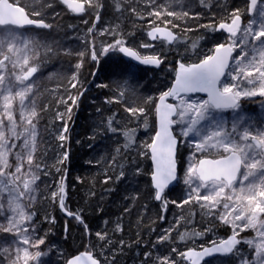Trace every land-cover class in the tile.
Segmentation results:
<instances>
[{"label":"snow or ice","instance_id":"snow-or-ice-1","mask_svg":"<svg viewBox=\"0 0 264 264\" xmlns=\"http://www.w3.org/2000/svg\"><path fill=\"white\" fill-rule=\"evenodd\" d=\"M59 2L73 14H94L95 19L86 33L91 39L82 38L86 47L75 52L65 50L66 55L78 58L76 71L64 78L67 80L65 95L55 96L54 115L41 127L43 114L52 107L41 98L45 92L49 95L58 92L61 85L49 90L36 75L42 63V51L47 56L55 49L38 33L32 34L29 26L53 28L43 18L47 9L54 8L53 0H31L30 11L15 0H0V214L5 215V222L0 223V234L11 237L0 242V264H46L43 258L55 248L54 245L48 247V233L40 235L34 219L36 212L32 207L38 196L50 198L89 233L79 212L67 211L63 177L50 197L44 195L48 185L42 177L50 175L52 168L60 173V166L69 159V154L67 150L56 153L55 162L49 166L48 149L42 146L48 142L46 134L59 142V148H64V142L69 140L68 121L72 118L73 108L79 107V100L87 91L79 79L86 60L99 65L102 58L118 52L142 65L159 68L164 63L163 53L141 55L128 46L127 37L134 33H125L121 28L125 13L138 20L151 17L146 32L150 40H161L174 48L184 45L185 51L190 48L193 55H197L199 42L205 38L190 41L187 33L195 29L187 26L181 29L175 22L198 19L201 15L191 13L184 0H112L116 22L99 30L97 23L106 10L104 0ZM199 3L209 10L212 8V0H199ZM221 7L225 14L218 21L198 27L211 33L220 32L223 42L214 43L207 52L200 54L197 62L177 61L171 87L160 92L158 97L144 96L131 71L122 73L111 84L97 85L113 93L104 103L121 105L125 114L123 118L118 112L102 116L98 125L102 134L123 137V143L106 161L103 183L113 180L109 172L115 175L117 182L146 174L138 158H150L152 169L147 173L151 178L150 197L161 202L164 212L169 203L182 209L173 226L157 237V243H177L172 239L173 231H177L181 243L202 236L204 233L187 228L178 231L182 221L185 225L192 224L197 215L232 229L226 239L212 241L211 246H201L200 250L188 247L180 251L172 247L171 252L179 259L171 255L159 256L157 264H181V261H187V264H264V121L256 123L243 113L241 106L242 100L264 97V0H248L246 12L250 19L246 24L242 20L244 10ZM97 34L113 39L111 42L100 41L97 46ZM140 47L154 45L142 43ZM53 78H58V74L50 73L48 79ZM192 93H205L207 99H191L188 94ZM169 98L178 103L168 102ZM60 105H63V111ZM226 110L232 111L231 119L224 115ZM96 111L102 113L100 108ZM153 113L156 130L151 142L137 143V128L141 125L147 128L149 115ZM56 121L61 122L59 129L54 128ZM182 147L189 149L183 173L186 193L179 201H169L165 190L181 179ZM128 168H131L130 172L126 171ZM90 195L94 196L95 192ZM138 198V192L131 197L133 203ZM130 210L129 207L124 209L126 213ZM164 218L160 216L161 220ZM45 220H49L47 215ZM50 222L54 223L55 218L52 217ZM249 229L255 236L251 239L242 237L241 233ZM210 230L205 229V232ZM114 231H123L119 222ZM95 235L104 247L113 244L108 232H96ZM119 245L122 251L125 242L120 240ZM243 245L248 246L247 253ZM46 247L48 251H45ZM151 255V252H145V261ZM64 264H100V261L92 251L86 250L65 259Z\"/></svg>","mask_w":264,"mask_h":264},{"label":"trees","instance_id":"trees-1","mask_svg":"<svg viewBox=\"0 0 264 264\" xmlns=\"http://www.w3.org/2000/svg\"><path fill=\"white\" fill-rule=\"evenodd\" d=\"M15 2L19 6L25 7L26 11H30L33 6L31 0H15ZM104 2L106 10L102 13L98 30L108 26L110 22H116L115 14L111 8L112 0H104ZM184 2H189L190 7L188 10L191 13L201 14L198 19L179 20L187 27L195 29L190 33H194L197 38L216 36V33L199 28L198 25L218 21L220 16L225 14L221 5H226L228 10L241 8L244 10L243 13L246 12L248 5L247 0H212V6L215 7L209 10L200 5L199 0H184ZM53 4L54 8L47 9L43 17L47 23L53 25V28L34 30L35 34L38 33L55 49L52 54L47 56L42 51L40 70L44 69L48 73L55 72L58 74V78H53L45 82L44 85L49 90L57 89V85H61L58 92H54L53 95L45 92L41 98L42 102H50L52 105L50 110L43 114L44 119L41 121V127L46 125L54 115V109L57 106L55 96L65 95L64 87L67 85V80L64 78L70 77L76 71L75 64L78 58L75 55H66L65 50L75 52L86 47L82 42V38L91 39V37H86V33L87 29L92 26L94 19V14H71L59 0H53ZM177 10H179L178 6ZM149 19L152 18L138 20L135 16L125 13L121 21V28L125 33H134V35L127 37L128 46L133 47L141 55H144L142 53L144 51L140 48V45L149 42L146 35ZM85 20L87 23H84ZM178 30L180 31V29ZM112 39L110 36L96 35L97 46L100 41L111 42ZM154 45L158 49H162L161 52L158 51L157 53H163L166 57L164 63L158 69L137 66L118 52L110 53L109 57L102 58L99 65L86 60L84 67L79 72V79L83 82L87 91L80 98L79 107L73 108L72 118L68 121L69 140L64 142V148H59V142L46 134L48 142L42 147L48 149L46 160L49 166L55 162L56 153L67 150L69 159L60 166L62 168L60 173L52 168L50 175L42 177L44 183L48 185V188L44 190V195L50 197L51 191L56 189L61 177H63L67 192L65 198L67 211L79 212L89 229V233H86L82 224L72 216L68 217L67 212L62 211L59 205L53 203L50 198H40L39 203L33 209L36 212L34 219L39 234L44 235L47 232V244L55 246L53 250L58 260L57 264H64L65 259L86 250L92 251L101 264H109V261H111V264H157L156 258L159 256L171 255L173 258L179 259L175 253L171 252L172 247L184 251L192 246L191 242H178L177 231L171 233L172 239L177 240V243H157V237L162 235L164 230L173 226L176 218L182 214V209L169 203L167 211L164 212L161 210V203L150 197L151 178L147 174L152 169L150 158H138L140 166L146 174L136 177L134 180L124 179L117 182L115 181V175L109 172V175H113V180L107 184L103 183L106 161L113 154L114 149L123 143V137L112 133L102 134L98 130V125L102 116L118 112L120 117L123 118L125 114L121 105H107L104 103L105 99L112 96L113 93L108 88H99L97 85L111 84L122 73L131 71L135 73L140 91L144 96L158 97L160 92L167 90L172 85L174 75L171 79L166 77L164 72L168 66L170 68L176 66L177 55L174 53L173 48L165 47V44ZM193 58H191L193 60L191 62L198 61V59ZM92 73H95V76ZM72 91L75 92L76 90L73 89ZM59 107L63 111V105ZM97 108H100L102 113H98ZM249 113L250 116L255 117L254 109H249ZM131 126L135 127L136 125ZM60 127L61 122L56 121L54 128L59 129ZM155 130V116L153 113L149 115V126L147 128L142 125L137 128V143L151 142ZM88 161L93 163L89 164ZM97 161L99 163H96ZM126 171L130 172L131 168L126 169ZM41 188L44 189V184L41 185ZM106 189H111V191H105ZM92 192H95L94 196L90 195ZM137 192L139 198L133 203L131 197ZM165 195L169 201H179L185 196V193L183 188L178 185ZM126 196L129 199H125ZM125 207H129L131 210L126 213L124 211ZM187 207L185 206V208ZM46 215L49 220H45ZM161 215L165 217L163 220L160 219ZM52 217L55 218L54 223L50 222ZM105 221H108V223L105 224ZM117 222L122 225V232L114 231ZM204 222L206 220L197 215L192 224L185 225L182 221L178 231L183 232L187 228L203 232V229H208V225L205 226ZM213 225L216 226L222 239H226L232 234L229 227H223L222 224L217 222ZM105 231L108 232L113 241V244L107 247H104L103 242L99 241L95 235L96 232ZM249 235L241 236L250 237ZM120 240L125 242L122 251L119 245ZM137 241L139 242L137 243ZM201 246H205V244H195L192 247L201 248ZM145 252L152 253L147 261L144 259ZM113 255H115L114 260ZM181 264H187V262L181 261Z\"/></svg>","mask_w":264,"mask_h":264},{"label":"rangeland","instance_id":"rangeland-1","mask_svg":"<svg viewBox=\"0 0 264 264\" xmlns=\"http://www.w3.org/2000/svg\"><path fill=\"white\" fill-rule=\"evenodd\" d=\"M214 7L215 6H212L211 9H213ZM249 19H250V17H249ZM29 31L32 34H35L34 30H29ZM187 37L189 38L190 41L198 39L194 33H188ZM219 40L221 42H223V37H220ZM144 43H146V42H144ZM147 43H149V42H147ZM213 44H214L213 41L209 40L207 37L202 39V40H200L199 48L196 50L197 51V55H196L195 59H199L200 58V54L207 52V50ZM164 46L166 47L168 45H164ZM168 47H170V46H168ZM140 48L144 51V52H142V53H144V55H148V54H151V53L155 54L158 51L159 52L162 51V49H158L156 45H154V47H151V48H142V47H140ZM171 48H173L174 53L178 56V58H179L178 61H183L184 62L187 59H189L190 56L193 55V53H192L190 48L187 51H185V46L184 45H181L178 48H174V47H171ZM167 70L171 71L169 66L167 67V69L165 71H167ZM49 74L50 73H48L46 70L43 69V70H39L36 75L41 78L43 83H45V82L49 81V79H48ZM173 75H175V72H174ZM189 97L191 99H194V100L195 99H201V100L202 99H207V98H205L203 96H189ZM257 100H258V102H257ZM248 103H256V104H254V107H253L254 108V112H255V117L250 116V113H249V106L250 105H247ZM241 106H242L243 113L246 114L247 116L251 117L253 119V121H255L256 123H260L261 121H264V97H255V98L242 100L241 101ZM224 115L227 118L231 119L232 111L231 110H226L224 112ZM176 131L178 132L179 129H177ZM188 155H189V149L182 147L181 148V164H180V167H181L180 177H181V179L177 183V186L179 185L181 188H183L184 193H186V185H184V183H183V173H184V169L187 167ZM40 198L41 197L38 196L36 202L33 204L32 210L39 203ZM68 217H69V215H68ZM204 219L206 220V222H204V225L205 226L208 225L207 228L211 229V230L205 232V229H203L202 233H204V234L202 236L195 237L193 241H189V242H191L192 246H194L195 244H205V247H208V246H211V243H209V242H212V241L219 242V240L222 239L219 236V232L217 231L216 226L213 225V223H215V222L209 220L208 218H204ZM3 222H5V215L4 214H0V223H3ZM216 222L219 223L218 221H216ZM209 224H211V225H209ZM222 226L223 227H229V226H225L223 224H222ZM231 231H232V229H231ZM245 234H250L249 235L250 237H247V236L244 237L246 239H251V238H253L255 236V232L253 230H251V229L241 233V235H245ZM5 239L10 240L11 237L8 236V234H6V233L5 234H0V242L4 241ZM47 245H48V247H51L49 244H47ZM42 247H44V246H42ZM242 247L244 248V251L247 253L248 252V246L247 245H243ZM194 248H196V247H194ZM197 250H200V248H198ZM45 251H48L47 247L45 248ZM43 259L46 261V264H57L58 263V260L56 259V253H55V251L53 249H52L51 252H49V255L45 256Z\"/></svg>","mask_w":264,"mask_h":264},{"label":"bare ground","instance_id":"bare-ground-1","mask_svg":"<svg viewBox=\"0 0 264 264\" xmlns=\"http://www.w3.org/2000/svg\"><path fill=\"white\" fill-rule=\"evenodd\" d=\"M248 1V0H247ZM185 3V6H186V8L188 9L189 7H190V4H189V2H184ZM62 4V3H61ZM63 5V4H62ZM63 7H65L66 8V6L65 5H63ZM67 9V8H66ZM68 10V9H67ZM70 12V11H69ZM71 13V12H70ZM71 14H73V13H71ZM94 19H95V17H94ZM94 19H93V21H94ZM242 20L244 21V23L246 24L247 23V21L249 20V15L247 14V12H245V13H243V15H242ZM176 23H178V24H180L181 25V28H183V27H185L186 25L182 22V21H175ZM99 23H100V21L97 23V30H98V25H99ZM38 30H49V29H38ZM174 31H179L178 29H174ZM190 33V32H189ZM183 34V33H182ZM188 34V33H187ZM98 35V34H97ZM98 36H100V35H98ZM177 67V64H176V66H172L170 69H171V71H169V70H167V71H165L164 73L166 74V77H168V78H171L172 79V77H173V74H174V70H175V68ZM146 68V67H145ZM174 77H175V75H174ZM165 80V79H164ZM173 81H174V79H173ZM173 83V82H172ZM257 102H258V100H257ZM254 104H256V103H248L247 105H250L249 106V109H254L253 107H254ZM187 262V261H186ZM203 264V263H202Z\"/></svg>","mask_w":264,"mask_h":264},{"label":"water","instance_id":"water-1","mask_svg":"<svg viewBox=\"0 0 264 264\" xmlns=\"http://www.w3.org/2000/svg\"><path fill=\"white\" fill-rule=\"evenodd\" d=\"M38 29H40V28H36L35 26H29V30H38ZM149 41H150V42H155V41H157V40L152 41V40L149 39ZM121 54H122V53H121ZM122 55H123L126 59L130 60V61H131L133 64H135V65H138V66H145V67H150V68H157V67L152 66V65H142V64H139L138 61H135V60L131 59L130 57H126L124 54H122ZM188 95H189V96H203V97L207 98V95H206L205 93H192V94H188ZM168 102H170V103H178V101H173L171 98H169V101H168ZM151 163H152V161H151ZM179 174H180V173H179ZM177 183H178V182H174L172 185H170L169 188L165 190V194H166L168 191H170V190H172L173 188H175L176 185H177ZM158 202H159V201H158ZM159 203H161V202H159ZM205 259H209V258H205ZM202 263H203V262H202ZM100 264H101V262H100Z\"/></svg>","mask_w":264,"mask_h":264},{"label":"flooded vegetation","instance_id":"flooded-vegetation-1","mask_svg":"<svg viewBox=\"0 0 264 264\" xmlns=\"http://www.w3.org/2000/svg\"><path fill=\"white\" fill-rule=\"evenodd\" d=\"M220 37H223V35L220 33V32H216V36H209V37H207L209 40H212L213 41V43H216V42H221L219 39H220ZM150 42V41H149ZM151 44H159V43H162V44H165L164 42H162L161 40H157V41H155V42H150ZM166 45V44H165ZM194 57V58H193ZM195 57H196V55L194 56V55H192V56H190V58L189 59H187L186 61H184V62H186V63H191V58H193V59H195ZM179 60V58H178V56H177V60H176V64H177V61ZM193 61V60H192ZM196 62H197V60H196ZM162 65V64H161ZM161 65H160V67H161ZM141 67H145V66H141ZM159 67V68H160ZM146 68H150V67H146ZM155 69V68H154ZM158 69V68H157Z\"/></svg>","mask_w":264,"mask_h":264}]
</instances>
